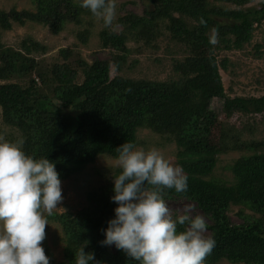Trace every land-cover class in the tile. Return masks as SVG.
Wrapping results in <instances>:
<instances>
[{"label": "trees", "instance_id": "obj_1", "mask_svg": "<svg viewBox=\"0 0 264 264\" xmlns=\"http://www.w3.org/2000/svg\"><path fill=\"white\" fill-rule=\"evenodd\" d=\"M142 1L143 15L130 12L118 19L122 33L108 26L99 32L102 49L113 52L111 60L95 58L89 64L72 49L62 48L58 53L61 62L49 69L40 62L46 46L32 37L23 39L17 48L8 46L2 42V32L10 31L15 23L35 22L60 34L70 24L81 25L90 13L75 0H32L36 12L0 10L2 122L18 131L26 154L54 162L61 181L101 156L115 159V150L127 141L137 146L140 130L159 135L164 143H174L188 189L183 194L165 189L163 195L165 202L194 203L210 222L206 224L208 238L215 240V247L204 264L224 259L231 264H264V153L243 156L228 165L232 181L213 176L218 154L264 151V141H242L236 128L225 124L213 137L206 124L215 115L228 120L237 113L264 114V95L227 94L220 71L228 69L229 59L219 61L217 53L242 50L253 41L255 25L264 22V0ZM254 2L258 6L246 7ZM162 26L172 41L188 51L182 60H174L177 78L157 82L112 77V65L121 72L127 64L128 40L157 49ZM91 35L85 28L77 38L86 44ZM261 49V45L255 46L260 57ZM112 189L111 178L87 192L88 206L82 210L46 217L64 235V261L60 264H74L81 247L94 253L98 264H136L123 251L112 252L100 243L105 238L102 230L117 207L110 200ZM232 206L240 208L239 224L229 216ZM176 217L174 213L172 218ZM185 226L178 224L177 230L183 231Z\"/></svg>", "mask_w": 264, "mask_h": 264}, {"label": "clouds", "instance_id": "obj_2", "mask_svg": "<svg viewBox=\"0 0 264 264\" xmlns=\"http://www.w3.org/2000/svg\"><path fill=\"white\" fill-rule=\"evenodd\" d=\"M93 18L110 26L115 17L114 0H77ZM23 139H0V264H49L42 241L51 215L63 199L55 163L34 158L22 150ZM112 171L114 218L103 229L105 246H114L136 264H204L215 240L204 235L201 216L172 218L164 190L183 194L187 175L161 150L138 149L125 142L116 150ZM104 159H110L104 155ZM186 225L183 231L177 225ZM74 264H98L94 253L81 247Z\"/></svg>", "mask_w": 264, "mask_h": 264}, {"label": "rangeland", "instance_id": "obj_3", "mask_svg": "<svg viewBox=\"0 0 264 264\" xmlns=\"http://www.w3.org/2000/svg\"><path fill=\"white\" fill-rule=\"evenodd\" d=\"M77 1V0H75ZM213 3V0H210ZM258 2L246 5L254 7ZM115 17L110 26L112 31L119 34L124 30L118 24V19L126 14L133 12L137 15H143L145 5L142 0H114ZM221 7L233 8L232 5L219 3ZM12 8L17 10H31L36 12V7L32 0H0V10L10 11ZM220 20V19H219ZM102 21L96 20L88 14L81 25L70 24L60 34H53L49 27L35 22H27L26 25L15 23L10 31L2 32V42L8 46L17 48L20 42L26 37H32L42 45L47 47V52L41 55L43 66L49 69L57 62H61L59 51L62 48L72 49L77 57L82 58L91 64L95 58L101 60H111L112 50L102 49L99 32L103 29ZM85 28H89L92 35L86 44L81 43L77 38V33ZM261 45L262 56L256 53L255 46ZM157 49L146 47L142 43L138 44L132 39L127 42L130 49L127 58V64L121 72H117L114 65L111 66V76L116 75L132 78L135 80L148 81H169L176 79L177 75L173 70V63L176 60H182L187 56L188 51L184 46L177 44L170 39V34L162 26V35L157 41ZM218 60L225 57L229 59L228 69H221L220 74L227 94L231 97H262L264 95V22L261 25H255L253 41L245 45L238 51H217ZM175 60V61H174ZM221 106L220 102H216ZM214 120L207 121V126L211 127L213 137H217L222 125L235 127L242 141H264V114L244 115L235 114L231 119H225L224 116L215 115ZM138 149L147 150L150 147L159 148L165 158L169 159L173 165L177 163V146L174 143H164L163 140L149 130H140L138 132ZM0 139L6 141H16L20 139L18 131L4 125L0 109ZM254 153H264L263 150L229 152L218 154L217 166L214 177L225 181H232L233 175L227 168L240 157L252 155ZM108 157V156H107ZM115 159L105 160L104 156L99 157L94 163L85 166L82 170L73 174L70 178L61 181L62 201L58 203L57 209L53 213H76L88 206L86 194L90 190H95L105 185L112 178V171L115 173ZM171 215H189L203 217L205 223H210L194 203L187 200L166 201ZM239 207L232 206L229 216L232 222L239 224L241 219L237 216ZM247 214H251L246 211ZM48 216L45 213V218ZM47 220V218H46ZM45 227V239L41 242L45 252L50 254L49 260L52 263L60 264L64 261V235L61 227L55 222L47 220ZM206 237L210 236L208 229L204 233ZM113 252L114 246H108ZM217 264H231L227 260H221Z\"/></svg>", "mask_w": 264, "mask_h": 264}]
</instances>
